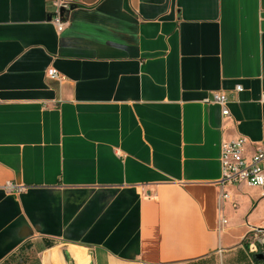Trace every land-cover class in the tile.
<instances>
[{
	"label": "crops",
	"instance_id": "obj_1",
	"mask_svg": "<svg viewBox=\"0 0 264 264\" xmlns=\"http://www.w3.org/2000/svg\"><path fill=\"white\" fill-rule=\"evenodd\" d=\"M237 138L264 149V0H0V264H259Z\"/></svg>",
	"mask_w": 264,
	"mask_h": 264
},
{
	"label": "built area",
	"instance_id": "obj_2",
	"mask_svg": "<svg viewBox=\"0 0 264 264\" xmlns=\"http://www.w3.org/2000/svg\"><path fill=\"white\" fill-rule=\"evenodd\" d=\"M61 9H68L63 4L57 6L51 23L54 24L56 31L60 33L63 30L64 23L61 18ZM46 76L50 80H57L59 76L54 69H49ZM240 86L235 87V92H241ZM205 104H215L221 108L223 118L229 117V111L226 107L228 98L224 94L212 93L209 98L204 101ZM246 140L237 138L231 141L223 142L220 148V166L221 180L220 185L244 183L250 187H264V149H255L253 152L245 150ZM8 194L17 196L22 191V187L6 184L3 187Z\"/></svg>",
	"mask_w": 264,
	"mask_h": 264
},
{
	"label": "rangeland",
	"instance_id": "obj_3",
	"mask_svg": "<svg viewBox=\"0 0 264 264\" xmlns=\"http://www.w3.org/2000/svg\"><path fill=\"white\" fill-rule=\"evenodd\" d=\"M246 246L250 247L252 253H256L259 251L264 252V233H257L255 236H251L246 241ZM19 261H15L13 264H22L24 262V258L19 257Z\"/></svg>",
	"mask_w": 264,
	"mask_h": 264
},
{
	"label": "water",
	"instance_id": "obj_4",
	"mask_svg": "<svg viewBox=\"0 0 264 264\" xmlns=\"http://www.w3.org/2000/svg\"><path fill=\"white\" fill-rule=\"evenodd\" d=\"M63 10L61 9V14H62ZM252 261L254 263H259V264H264V252L263 251H259L256 252L252 255Z\"/></svg>",
	"mask_w": 264,
	"mask_h": 264
}]
</instances>
